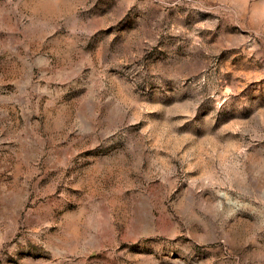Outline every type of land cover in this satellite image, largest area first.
Masks as SVG:
<instances>
[{"label": "rangeland", "instance_id": "374dc122", "mask_svg": "<svg viewBox=\"0 0 264 264\" xmlns=\"http://www.w3.org/2000/svg\"><path fill=\"white\" fill-rule=\"evenodd\" d=\"M0 264H264V0H0Z\"/></svg>", "mask_w": 264, "mask_h": 264}]
</instances>
